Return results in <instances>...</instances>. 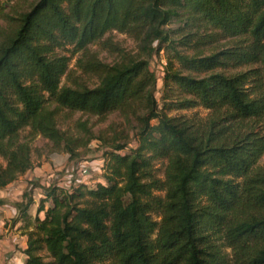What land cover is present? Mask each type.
<instances>
[{
  "label": "trees",
  "instance_id": "1",
  "mask_svg": "<svg viewBox=\"0 0 264 264\" xmlns=\"http://www.w3.org/2000/svg\"><path fill=\"white\" fill-rule=\"evenodd\" d=\"M0 23V189L34 169L24 129L70 161L95 140L103 151L93 185L29 182L15 204L25 264H264V0H0ZM111 32L139 53L105 41L118 58L102 63L90 47ZM162 52L163 106L150 67ZM77 55L95 87L62 85ZM195 108L209 113H167ZM62 110L118 112L135 121V145L95 136L87 122L78 137L63 131Z\"/></svg>",
  "mask_w": 264,
  "mask_h": 264
},
{
  "label": "rangeland",
  "instance_id": "2",
  "mask_svg": "<svg viewBox=\"0 0 264 264\" xmlns=\"http://www.w3.org/2000/svg\"><path fill=\"white\" fill-rule=\"evenodd\" d=\"M1 24V23H0ZM178 24L170 26L172 29H177ZM174 39L180 41V35H175ZM105 41H111L112 43L121 47L124 51L137 54L139 53L138 44L134 39L128 35L121 34L118 32H111L106 35L105 39L98 44L92 45L90 51L95 53L100 61L104 64H113L118 56L111 51L104 48L103 44ZM59 50L58 53L61 55L71 56L70 50ZM180 51H185L184 48H180ZM189 55H193V52H186ZM79 55L75 56L70 62L68 74L63 78L62 85L71 84L73 80L79 78L86 82L89 86L95 87L98 84L96 77L84 75L77 67V60ZM168 63L167 54L162 52L156 53L151 59L150 67L151 70L158 77V87L156 91L157 98L161 106H163V96L167 94L164 86V75L166 72V65ZM179 66L176 64V68ZM171 117L185 116L188 118H205L208 115V111L203 108H195L191 110H172L167 112ZM59 128L63 131H68L72 135L78 137L76 126L80 122H87L88 127L92 129L95 136L105 137L107 139L117 138L121 143H129L130 146L135 145L136 139V123L135 121H128L120 113L115 112L108 117L101 119L89 115H84L80 112H70L68 110H62L58 117ZM156 123V122H153ZM258 132L264 134V121L256 126ZM23 142L30 143L32 147V161L34 163V169L27 174V176H21L20 182L23 183L27 178L41 179L45 183H57L62 187H71L76 185L84 177L86 182L93 185L97 179L96 174L99 171L100 163L102 159L103 151L100 150V142L95 140L88 148H80L77 153L79 157L73 161H70V156L67 153L61 151H55L52 144L41 136L34 137L31 135L29 129H24L20 134ZM5 160L0 156V166H5ZM166 162H159L156 166L158 176L164 177V169ZM260 165L264 167V157L260 161ZM85 171L88 174H85ZM27 177V178H26ZM26 178V179H25ZM44 183V184H45ZM18 184V185H19ZM17 185V184H16ZM163 196V194H161ZM159 215H155V219L160 220ZM230 253V250H226ZM51 259L46 258V261Z\"/></svg>",
  "mask_w": 264,
  "mask_h": 264
},
{
  "label": "crops",
  "instance_id": "3",
  "mask_svg": "<svg viewBox=\"0 0 264 264\" xmlns=\"http://www.w3.org/2000/svg\"><path fill=\"white\" fill-rule=\"evenodd\" d=\"M27 174L23 176H27ZM21 179L22 178L20 177L13 184L0 189V264L26 263L27 256L25 254V250L28 247V237L25 235V230L23 229L24 222L19 219L20 212L18 208L15 207V204L22 202L23 194L28 188L30 181L38 180L41 182V185L48 184L43 182L41 179L35 178H27L24 183L22 181L19 184L18 181ZM40 194L41 190H35L34 196L36 204L30 210V213L33 216H36L37 213L38 204L40 202ZM17 219H19L18 222H15Z\"/></svg>",
  "mask_w": 264,
  "mask_h": 264
},
{
  "label": "built area",
  "instance_id": "4",
  "mask_svg": "<svg viewBox=\"0 0 264 264\" xmlns=\"http://www.w3.org/2000/svg\"><path fill=\"white\" fill-rule=\"evenodd\" d=\"M85 174H88V172H87V171H85ZM82 178H84V177H82Z\"/></svg>",
  "mask_w": 264,
  "mask_h": 264
}]
</instances>
